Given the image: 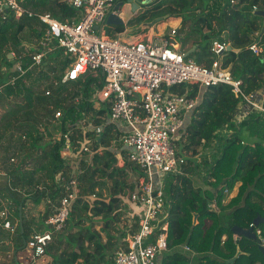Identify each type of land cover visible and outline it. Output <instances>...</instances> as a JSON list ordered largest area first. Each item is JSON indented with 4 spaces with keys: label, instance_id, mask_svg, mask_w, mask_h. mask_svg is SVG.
<instances>
[{
    "label": "trees",
    "instance_id": "trees-1",
    "mask_svg": "<svg viewBox=\"0 0 264 264\" xmlns=\"http://www.w3.org/2000/svg\"><path fill=\"white\" fill-rule=\"evenodd\" d=\"M20 1L28 11L36 14L50 12L60 22L77 16V11L63 0ZM230 1L156 0L146 5L149 6L147 10L142 9L127 26L142 25L163 17L182 19L179 37L184 53L196 47L192 53L194 60L210 67L215 56L211 52L212 42L225 41L232 50L222 56L224 68L229 69L235 79L244 82L247 94L264 92V18L253 10L254 7L264 10V0H236L233 7L229 6ZM115 30L118 34L124 33L126 26H116ZM46 31L45 25L28 15L17 19L10 10L4 11L0 16V85L8 78L18 76L14 62L24 53L22 47L19 48L21 42L38 43ZM255 33H259L258 44L263 47L260 56L249 49ZM56 51H61L58 65L65 72L70 60L66 55L64 58V50ZM12 53L15 58L10 59ZM24 62L25 67H29L31 58L27 55ZM63 74L56 80L60 82ZM28 82L35 84V81ZM84 82H70L57 88L50 82L38 92L19 78L15 86H6L0 96V104L12 107L5 111L6 117H13L22 133L21 142L15 145L17 149L13 148L16 150L15 163L13 170L7 173L10 177L8 184L0 185V194H7L11 201L9 204L0 201V212L6 205L9 220L18 226L15 234L9 233L2 227L0 217V264H20L19 254L24 241L34 231H46L45 221L54 213V207L48 205L41 221L36 222L34 218H27L25 200L31 198L38 204L49 197L57 206L62 194L52 179L58 172L75 177L80 194L72 204L64 229L54 234L47 248L49 264H115L116 251L126 249L129 235L138 229L136 213L134 224L123 227L122 204H127L126 195L137 187V183L131 181L130 173L139 178L141 171L128 162L130 151L123 143L112 146L113 138H119L122 133L108 122L109 105L101 109L86 101L74 105V98L81 95L90 98L92 95L89 86L85 91L81 90ZM182 87L184 85L175 88ZM47 89L52 91L50 96L45 95ZM239 102L226 85L202 90L199 104L178 144V154L187 158L183 174L171 175L166 183L171 202L168 252L159 258L158 264H228L238 248L242 254L233 264H264L258 243L243 237L235 239L232 232L234 227L249 229L258 216L264 219V118L254 115L239 128L234 121ZM13 108L26 109L23 123V119L16 115L18 110ZM59 110L66 114L64 123L53 121ZM80 121L85 125L104 124V131L95 138L92 132H84L81 127L72 129L76 159H71L65 166L60 158V145H54L50 128L56 123L60 130L67 132ZM40 126L45 127L46 134L40 133ZM222 128H228L234 134L229 139L219 138L217 132ZM85 147L90 152L84 151ZM200 150L203 154L213 151V161L206 159L203 166L196 164ZM120 159L125 160L123 167L118 165ZM200 168L206 169L207 174L203 186H196L191 176H200ZM43 170H47L51 183L36 179L37 173ZM80 171L83 173L79 174ZM238 183L237 195L224 204L228 198L226 191L232 192ZM103 189H107V196L102 194ZM214 200L219 211L211 207ZM20 214L22 228L18 222ZM263 225L259 228L262 229ZM185 246L190 247L191 254L195 253L197 257L193 259L192 255H187L190 252L184 249Z\"/></svg>",
    "mask_w": 264,
    "mask_h": 264
},
{
    "label": "built area",
    "instance_id": "built-area-1",
    "mask_svg": "<svg viewBox=\"0 0 264 264\" xmlns=\"http://www.w3.org/2000/svg\"><path fill=\"white\" fill-rule=\"evenodd\" d=\"M63 1L77 11V16L66 22L58 21L50 12H30L20 0H0V16L5 10H10L17 19L28 15L47 27L45 36L38 44H23L28 54L23 53L16 59L14 71L18 76L0 85V96L6 86H15L29 70L43 65L48 54L57 49L64 50L70 60L69 65L62 80L52 81L51 84L57 88L84 80L81 90L85 91L89 86L92 95L90 98L85 95L74 98V105L81 101L97 104L98 109L109 105L108 122L117 126L122 133L120 142L130 151L128 162L141 171V176L135 181L136 189L129 191L125 197L136 207L139 226L134 234L129 235L128 247L116 251L115 264H157L161 253L168 251L171 202L165 188L166 180L171 175L183 174L187 158L178 154V144L190 116L199 104L202 90L220 85L230 87L234 97L240 101L234 118L239 128L254 115L264 118V92L247 94L244 82L235 79L229 69L224 68L222 56L229 47L225 41L212 42L211 52L218 59H214L208 67L185 56L181 43L176 41L178 28H173L168 38L150 35L133 41L110 38L104 31L107 18L112 14L118 15L120 10H115L116 5L128 0ZM235 4L236 0H231L229 6ZM253 10L259 11L257 7ZM258 38L259 33H255L249 49L260 56L263 47L258 44ZM27 55L31 58V64L25 69L24 59ZM12 56L15 58L14 53ZM24 82L28 84V81ZM181 85L184 87L175 88ZM51 92V89H47L45 95L50 96ZM83 117L86 118L85 113ZM65 118L66 114L59 110L53 121L64 123ZM78 123L67 132L60 130L52 137L54 145H60V158L65 166L68 165L67 158L62 154L69 156L70 162L76 159L72 129L81 127L84 132H92L98 138L105 127L104 124ZM39 131L46 134L44 126H40ZM217 133L219 138L229 139L234 131L222 128ZM22 137L26 138L24 135ZM113 143L112 140V146ZM101 150L103 147L99 149L100 153ZM84 151L90 152V149L85 147ZM11 161L15 162V159ZM120 163L125 165V160L120 159L119 166ZM54 184L61 189L62 197L58 205H54V213L45 221L46 231H34L26 241L24 248L28 256L19 258L20 264H35L46 257L54 234L64 229L72 204L79 197L80 189L75 177H66L58 172L54 176ZM226 193L229 197L230 193ZM227 202L228 198L223 201L224 204ZM211 207L219 211L216 200ZM9 213V208L4 205L0 212L2 227L15 234L18 226L9 220ZM249 228L254 229L260 246L264 248L262 229L253 223ZM184 249L193 253L188 246Z\"/></svg>",
    "mask_w": 264,
    "mask_h": 264
},
{
    "label": "rangeland",
    "instance_id": "rangeland-1",
    "mask_svg": "<svg viewBox=\"0 0 264 264\" xmlns=\"http://www.w3.org/2000/svg\"><path fill=\"white\" fill-rule=\"evenodd\" d=\"M149 6H142L143 10H147ZM141 9V10H142ZM140 10V11H141ZM139 11V12H140ZM153 23L152 26H149V24ZM181 24H182V19H170L168 20L167 17H163V18H159V19H155L152 22H145L142 25H129L126 26V30L124 33L118 34L117 31L115 30L116 26H111V25H105L104 27V31L107 33V35L110 38H120L121 40L124 41H133L136 39H141V37L143 38L145 35H150L152 37H157V36H169L171 34V30L173 28H181ZM177 42L181 43V39L180 37L177 38L176 40ZM37 41H33V43H28L26 41H22L19 48L22 47V50L25 54H28L27 50L23 48V44H31V45H36L38 43H36ZM192 55V54H191ZM61 57V51H56L53 52L51 54H48L46 56V58L44 59V63L43 65L39 66V67H35L31 70H29L26 74V76L23 78L24 81H35V84H31V82H28V84L30 86H33L34 91H38L41 92V90H43L47 85L50 84V82H55L56 78L60 77V75L63 74V70L60 68V66L58 65V59H60ZM64 58L65 54H64ZM192 59H195V55L191 56ZM214 59H218L217 56H213ZM24 68L27 69L28 67H25V62H24ZM18 75V74H17ZM16 75V76H17ZM22 103V102H21ZM73 103H76L75 101H73ZM96 108L97 104H95ZM12 107L7 108L6 106H3L2 104H0V166H2L1 169L0 167V185H4V184H8V180L10 179V177L7 175V173L11 172L13 170L14 167V163L12 162V158L15 157L14 154L16 153V150H14L13 148L17 149V146H15L18 142H21V131H18L16 124L14 123V119H12L13 117L8 116L6 117V112L10 110ZM14 111L18 110L16 115H18V117H21L23 120L21 121V123L24 122V118L26 116L25 110L21 108L20 110L18 108H13ZM8 122L11 124L10 126H8ZM12 126V127H11ZM53 127H51V132L53 135L61 132L60 128L58 127V125L56 123L52 124ZM11 127V128H9ZM114 143L113 146H117L118 144H120V137L119 138H113ZM212 153L213 151H210L208 153L203 154V151L200 150V154L198 155V157H196V164H200L201 166H203L202 164H205V160H209V161H213L212 158ZM67 158L66 163H70V161L68 160V158H70L69 156L67 157L66 155H63ZM87 158V157H86ZM120 161V160H119ZM119 163V162H118ZM120 166H124L123 163H120ZM202 174H200V176H195L192 175L191 177L193 178V181L195 183L196 186H203V180L204 178H206V169L204 168H200ZM47 170H43V172H38L36 179L37 180H45L46 182H50V180L47 178ZM55 175V174H54ZM131 176V181H136L137 176H135L134 173H130ZM169 177L167 178L166 181H168ZM53 183H54V176L52 179ZM51 183V182H50ZM42 187H44L41 184ZM240 184L238 183L235 188L234 191L230 192V196L228 197V200L230 198H232L233 196H236L238 193V189H239ZM102 194L104 196L108 195L107 189H103ZM126 200V199H125ZM48 201L50 203H48ZM127 201V200H126ZM44 202V209L45 207L47 208L48 205L52 206L55 205V203L52 201V199L49 197H45L40 203ZM26 213L29 216L28 218H31L30 215L33 214V217L35 219L36 222L41 221L43 215H44V209L41 210L42 206H38L36 207L35 201L33 199H29L26 201ZM123 207V212H124V216L122 219V224L123 227L126 228V226H131L132 224H134L135 222V212H136V207L133 204H130L127 201V204L124 205L122 204ZM15 224V223H14ZM40 225V224H39ZM45 228V225H44ZM262 229L264 230V225L262 226ZM261 238L264 239V235L261 236ZM168 252V251H167ZM167 252H163L161 253V255L159 256V258L163 257L164 255L167 254ZM22 253H24L26 256H28V252L25 248H23ZM187 255H192L191 253L187 254ZM197 255H192V258H196ZM158 258V260H159ZM157 260V263H158ZM41 261V260H40ZM39 260L35 263L38 264V262H40Z\"/></svg>",
    "mask_w": 264,
    "mask_h": 264
},
{
    "label": "water",
    "instance_id": "water-1",
    "mask_svg": "<svg viewBox=\"0 0 264 264\" xmlns=\"http://www.w3.org/2000/svg\"><path fill=\"white\" fill-rule=\"evenodd\" d=\"M156 0H148V1H142V0H128V1H121L119 2L116 7L115 10H120V13L118 15L112 14L107 18L106 24L107 25H111V26H127L129 24V22L136 16L138 15L139 10L141 9L142 6H146L152 2H154ZM257 15H260L261 17L264 18V10L258 11L256 13ZM153 23L149 24V26H152ZM96 29H98L96 27ZM264 31V28H263ZM196 50V47H193L191 50H189L188 52H186L185 56L189 57L192 53H194ZM232 50V47L229 46L228 47V51ZM12 54L9 55V58L12 59ZM20 218H21V228H22V215L20 214ZM264 223V219L261 216H258L253 224L256 227H259L261 224ZM23 232V231H22ZM233 234L237 237V239L240 238H248L250 240L256 241L259 245V250L261 251V253L264 255V248L262 246H260L259 241L257 240V236L254 232L253 228H249V229H242L240 227H234L232 229ZM26 243V241H24V244ZM25 247V245H24ZM242 254L241 249L238 248L237 254L236 256L227 261L228 264H233L235 263L236 259L240 257V255Z\"/></svg>",
    "mask_w": 264,
    "mask_h": 264
},
{
    "label": "crops",
    "instance_id": "crops-1",
    "mask_svg": "<svg viewBox=\"0 0 264 264\" xmlns=\"http://www.w3.org/2000/svg\"><path fill=\"white\" fill-rule=\"evenodd\" d=\"M145 1H148V0H145ZM141 39H142V37H141ZM8 79H9V78H8ZM0 167H1V169H4V168H2V166H0ZM233 191H234V190H233ZM6 195H7V194L4 195V193L0 194V201H2L4 204H9V203H11V201L9 200V198H8ZM233 197H235V196H233ZM233 197H232V198H233ZM26 198H27V197H26ZM49 199H50V198H49ZM230 199H231V198H230ZM230 199L228 200V202L230 201ZM27 200H29V199H26V200H25V203H26ZM228 202H227V203H228ZM48 203H50V202L48 201ZM38 206H42L41 210L44 209V207H43V206H44V202L36 204V207H38ZM52 206L54 207V205H52ZM52 206H51V207H52ZM45 209H46V207H45ZM45 209H44V210H45ZM26 215H27V214H26ZM31 216L33 217V214H31L30 217H31ZM28 217H29V216L27 215V218H28ZM32 217H31V218H32ZM18 222H19V224H21V218H19V221H18ZM0 246H1V244H0ZM22 256H26V255H25L24 253L19 254V258H21ZM49 261H50V260H49L48 258L45 257V258H43L40 262H38V264H49ZM157 264H158V263H157Z\"/></svg>",
    "mask_w": 264,
    "mask_h": 264
}]
</instances>
